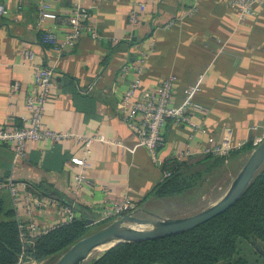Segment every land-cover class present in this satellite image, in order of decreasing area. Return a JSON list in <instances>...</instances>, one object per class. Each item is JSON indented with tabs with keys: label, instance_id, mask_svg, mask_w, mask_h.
<instances>
[{
	"label": "crops",
	"instance_id": "crops-1",
	"mask_svg": "<svg viewBox=\"0 0 264 264\" xmlns=\"http://www.w3.org/2000/svg\"><path fill=\"white\" fill-rule=\"evenodd\" d=\"M76 3L0 0V127L10 116L18 125H28L26 99L34 90V67L26 62L25 52L33 49L36 63L54 69L45 123L74 135L55 143L38 141L17 159L13 149L0 144V182L12 177L27 183L34 196L72 206L75 218L87 221L91 229L109 221L102 216L110 200L133 199L141 209L139 216L156 207L159 200L151 192L163 180L162 169L118 109L134 78L133 73L124 74L123 67L139 59H144L142 89L174 77L177 103L189 86L202 84L197 101L204 110L192 113L207 132L169 120L163 159L207 155L206 149L224 135L231 137V155L249 159L264 140L262 7L243 17L229 0H82L99 38L85 34L60 51L44 44L42 33L49 29L65 39L68 26L59 18L71 13ZM133 9L139 13L137 25L129 20ZM15 82L21 88L12 93ZM96 134L113 142L97 140L85 150L76 136ZM73 157L84 158L86 166ZM81 174L86 177L83 183L78 182ZM0 201L13 209L8 188L0 189ZM23 207L20 217L28 222L32 216ZM33 218L48 229L64 221L54 204L37 210Z\"/></svg>",
	"mask_w": 264,
	"mask_h": 264
},
{
	"label": "built area",
	"instance_id": "built-area-1",
	"mask_svg": "<svg viewBox=\"0 0 264 264\" xmlns=\"http://www.w3.org/2000/svg\"><path fill=\"white\" fill-rule=\"evenodd\" d=\"M229 2L230 6L238 9L243 17L257 7L264 9V0H229ZM19 8L21 9L22 5ZM0 9L2 10L3 7H0ZM89 16V11L82 5V0H77L74 10L61 17V19L59 18L68 26L65 39L61 40L56 30L49 29L42 33V42L60 51L75 45L85 34H89L94 39L99 38L97 28L88 22ZM129 20L132 25L139 23L137 9L131 11ZM36 57V52L33 49H28L25 52L26 62L31 63L34 67V90L26 99V105L29 110L28 125L22 127L15 123V117L10 116L4 125L0 127V144H5L13 149L16 159L25 157L29 147L38 141L48 140L55 143L74 136L68 131L53 130L45 123L46 104L53 86L54 69L36 63ZM143 67L144 59L124 65L123 73L127 75L133 73L134 78L126 89L123 98L119 101L118 109L124 113L125 121L137 135L139 144L150 152L154 162L161 167L163 179H165L170 177L175 171L176 160L182 159L172 158L165 160L160 155L167 142L165 129L168 121L173 120L181 126L207 132L205 125L196 119L192 113V109L200 112L204 110L203 105L197 101V96L202 91V84L198 82L189 86L183 101L177 103L174 92V77L162 80L153 89H142ZM20 88V83L15 82L11 86V92L14 93ZM76 136L83 141L85 150H88L97 140L108 143L113 142V140L106 138L102 134ZM232 151L233 145L229 135H224L219 144L206 149V152L215 155H228ZM189 154L190 152H187L183 156ZM72 160L77 164L86 166L84 158L73 157ZM84 181H86L85 175H79L78 182L83 183ZM27 186V183L16 182L12 177L0 182V189L8 188L12 196L18 230L23 243L21 259L24 263L29 262V260H23L27 248L33 245L41 235L51 230L42 226L33 218L37 210L54 204L64 215V221L61 224L69 223L75 218V211L72 206L65 205L50 196H34L30 194ZM21 204L24 205L23 208L29 216H32L28 222H24L20 217ZM137 209V202L129 197H124L120 201L110 200L106 203L102 218L103 220L120 218Z\"/></svg>",
	"mask_w": 264,
	"mask_h": 264
},
{
	"label": "trees",
	"instance_id": "trees-1",
	"mask_svg": "<svg viewBox=\"0 0 264 264\" xmlns=\"http://www.w3.org/2000/svg\"><path fill=\"white\" fill-rule=\"evenodd\" d=\"M231 154L229 157L233 156ZM228 155L208 153L201 157L177 159L173 174L158 183L151 195L165 202L170 197L197 193L206 176L224 163ZM140 210L138 208L136 212ZM145 212L158 216L153 209ZM90 229L87 221L76 218L61 224L30 245L23 260L43 262L49 259L53 262V255L61 254L88 236ZM244 241L264 249V164L245 194L232 207L209 221L184 232L113 244L95 251L86 264H248L247 259L238 257ZM22 252L23 243L14 208L6 209L0 201V264H24Z\"/></svg>",
	"mask_w": 264,
	"mask_h": 264
},
{
	"label": "water",
	"instance_id": "water-1",
	"mask_svg": "<svg viewBox=\"0 0 264 264\" xmlns=\"http://www.w3.org/2000/svg\"><path fill=\"white\" fill-rule=\"evenodd\" d=\"M263 164L264 140L253 149L226 195L212 207L190 216L171 218H144L134 211L78 240L63 253L53 255L51 259L56 260L55 264H86L91 255L103 246L130 240L153 239L193 229L232 207L245 194ZM137 224L147 227L138 228ZM253 243L256 244L255 241ZM256 249L264 256L263 248L257 245Z\"/></svg>",
	"mask_w": 264,
	"mask_h": 264
},
{
	"label": "rangeland",
	"instance_id": "rangeland-1",
	"mask_svg": "<svg viewBox=\"0 0 264 264\" xmlns=\"http://www.w3.org/2000/svg\"><path fill=\"white\" fill-rule=\"evenodd\" d=\"M246 162V158L239 159V157L230 156L224 163L216 166L214 168L215 170L206 176L204 185H201V188H199L197 193H191L187 195L182 194L181 196L167 198L165 202L159 201L156 207L152 209L159 212L160 215H158V217L162 218L190 216L204 211L218 203L226 195L227 191L245 166ZM140 216L144 218L153 217L147 214ZM117 218H112L109 221H105L101 225L92 228L89 234H92L103 226L113 222ZM136 227L145 228L147 226H141L137 224ZM106 247L109 246H103L98 250L104 249ZM240 248L241 250L238 254V257L247 259L248 264H264V256L257 251L255 246L244 241L242 242ZM55 262L54 260L53 262L49 261V259H46L43 262H38L33 259L26 263L23 261L24 264H55Z\"/></svg>",
	"mask_w": 264,
	"mask_h": 264
}]
</instances>
